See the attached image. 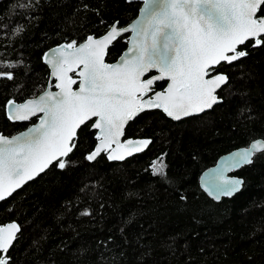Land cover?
<instances>
[{"label": "trees", "instance_id": "1", "mask_svg": "<svg viewBox=\"0 0 264 264\" xmlns=\"http://www.w3.org/2000/svg\"><path fill=\"white\" fill-rule=\"evenodd\" d=\"M140 6L127 0H0V71L13 75L0 77V132L13 135L36 121L11 122L5 104L46 88L47 49L100 36L115 22L126 26ZM127 37L116 39L107 61L126 49ZM240 49L248 55L218 68L229 81L219 91L223 101L211 110L180 121L159 110L140 114L126 136L152 143L121 162L105 154L86 159L97 141L88 122L65 168L51 165L0 202V223L21 226L7 254L10 264H264V152L236 172L244 185L233 197L216 202L199 185L201 172L220 155L264 138V45L249 40ZM161 157L166 175H155L151 166Z\"/></svg>", "mask_w": 264, "mask_h": 264}, {"label": "snow or ice", "instance_id": "2", "mask_svg": "<svg viewBox=\"0 0 264 264\" xmlns=\"http://www.w3.org/2000/svg\"><path fill=\"white\" fill-rule=\"evenodd\" d=\"M143 19L133 27L136 37L121 61L107 64L108 45L119 35L115 26L102 38L89 36L77 46L73 41L57 49L48 60L52 75L60 81L58 92L46 91L38 99L21 105L9 101L13 120H27L43 113L40 123L27 133L11 139L0 134V200H5L26 182L43 173L50 165L63 169L65 157L76 147L74 142L81 125L96 117L94 127L100 130V144L86 159L94 160L102 151L117 145L111 160L124 159L125 153L142 151L150 141H128L120 144L124 124L145 107L162 109L167 116L181 117L200 113L216 104V91L229 77L217 71L221 63L231 64L248 55L238 46L254 40L264 45V0H144ZM120 31H129L121 29ZM82 66L77 83L68 73ZM12 68L15 65H7ZM152 69L159 75L144 78ZM0 77L13 79L11 72L0 71ZM170 80L164 91L154 93L157 81ZM264 152V141L237 153L232 165L252 163L255 152ZM155 175H166L165 165L153 162ZM220 195L238 191L241 180L223 181ZM183 199V197H182ZM20 226H0V264H10L6 254L17 239Z\"/></svg>", "mask_w": 264, "mask_h": 264}, {"label": "water", "instance_id": "3", "mask_svg": "<svg viewBox=\"0 0 264 264\" xmlns=\"http://www.w3.org/2000/svg\"><path fill=\"white\" fill-rule=\"evenodd\" d=\"M128 2H139V3H141V6H140V9H139V12H138V14H137V16L129 23V24H127L126 26H122V27H120L119 26V24H118V22H115L112 26H110V28L105 32V33H103L102 35H100V36H96V35H93V34H91V35H89V36H92V37H94V38H97V39H99V38H102L103 36H105L110 30H111V28L113 27V26H115L116 28H117V30H118V32H119V35H117L116 36V38L115 39H113L112 40V42L108 45V48H107V50H106V54H105V57H104V62L105 63H107V64H116V63H119L120 61H121V58L123 57V56H125V54H127L128 52H129V50L131 49V47H132V41H133V39L136 37V32L135 31H132V29H133V27H135L136 25H138L139 24V22L143 19V16H142V10H143V8H144V0H127ZM125 28H127V29H129V31H120L121 29H125ZM125 34H128V44H127V47H126V49L120 54V56L114 61V62H109V61H107V55H108V51H109V48L114 44V42L116 41V39L117 38H119V37H121V36H123V35H125ZM89 36H87V38L89 37ZM264 35H262L260 38L262 39V37H263ZM87 38L86 39H84L82 42H80L79 44H77V46H79L80 44H83V43H86L87 42ZM251 40V39H250ZM254 41V40H253ZM247 42V41H246ZM245 42V43H246ZM66 44H68V42H62V43H60V44H57V45H54V46H52V47H50L49 49H47L45 52H44V54H43V56H42V61H43V63L48 67V69H49V80H48V84H47V86H46V88L43 90V91H41L39 94H37L36 96H34V97H30V98H27V99H25V100H23V101H16V100H14V99H10V100H8L7 102H6V104H5V112H6V116H7V118L11 121V122H29L31 119H33V118H36V121L34 122V123H32V124H30L27 128H25L24 130H21V131H19V132H17V133H15V134H13V135H7V134H5V133H3V132H0V134H3L4 136H6V137H8V138H12V137H15V136H20V135H22V134H25V133H27L28 132V130L29 129H31V128H34V127H36L37 125H39V123H40V118L43 116V113H39V112H37L35 115H32V116H30L29 117V119H27V120H13V119H10L9 118V116H8V112L11 110V111H15V105H21V104H24V103H26L28 100H32V99H38L41 95H43L44 94V92H46V91H52V92H58L59 91V88H57L56 87V85L57 84H59V80L57 79V77H55V76H53L52 75V72H53V69H52V66H51V64H49L48 63V60L49 59H51V58H53L54 56H56V55H58V53H57V49H59V48H61V46H63V45H66ZM245 45V44H244ZM241 46H243V45H240V46H238V50H241L240 49V47ZM234 62H236V61H234ZM233 63V62H232ZM221 64H223V62L221 63ZM227 64V63H226ZM219 66V65H218ZM218 66H216V68L218 67ZM82 70V66H80V67H78V68H75V70L74 71H72V72H69L68 74L74 79V80H76L77 81V83L76 84H74L72 87H73V90L74 91H78V87H79V83H80V81H81V77L79 76V72ZM150 72H154V74L153 75H151V76H156V75H159L160 73H159V71L157 70V69H152ZM149 72V73H150ZM149 73H147V74H145V77L144 78H148L146 75H148ZM219 73H221V74H225V75H227L228 76V74L226 73V72H219ZM167 82L166 83V85H165V87L162 89V90H158V91H164L166 88H167V86H168V83H170V80H167V79H165V80H161V81H157L156 83H160V82ZM228 81H229V79H228ZM228 81L224 84V85H222L219 89H217V91H216V96H217V103L216 104H214L211 108H208V109H205V111H203V112H200V113H194V114H192V115H190V116H185V117H181V119L180 120H183V119H185V118H188V117H192V116H197V115H201V114H203L204 112H207V111H209V110H211L215 105H217V104H219V103H221L222 101H223V99L219 96V91L228 83ZM156 83L154 84V86L156 85ZM154 86H153V91H154ZM149 92L145 97H144V99L145 100H147V99H149V98H151L152 96H154V93L155 92H158V91H155V92ZM9 101H14L15 102V105L11 108V109H9V107H8V105H9ZM152 110H159V111H161L167 118H169V119H171V120H173V121H180V120H176V119H173L172 117H169V116H167V114L162 110V109H157V108H147V107H145L142 111H139V112H137L131 119H129L125 124H124V127H123V134L121 135V136H119L118 137V140H119V142H120V144H127V142L128 141H142V140H148V141H150V143H148L147 144V146H145L144 148H143V150L142 151H135V150H133L132 151V154L131 155H127L126 153H125V156H124V159H122V160H111V159H109L108 157H109V155L110 154H112V150L113 149H116V147H117V145L115 144V143H112L111 144V146H110V148L108 149V150H106V151H102L94 160H88L89 162H94L99 156H101L102 154H105V156L107 157V159L109 160V161H112V162H121V161H124V160H126V159H128V158H130V157H132V156H134V155H136V154H140V153H143L144 151H146L147 149H148V147L151 145V143H152V138H148V137H132V136H129V137H127L126 136V128H127V126H128V124L131 122V121H133L136 117H138L140 114H142V113H144V112H146V111H152ZM96 117H93L91 120H89V121H87L86 123H88V122H91V129L92 130H94L95 131V138H96V144H95V146H94V148H93V150L91 151V152H89L88 154H87V156L89 155V154H91L93 151H95V149L99 146V144H100V140H99V136H100V130L99 129H96L95 127H94V123H95V121H96ZM85 123V124H86ZM83 125H81V127H82ZM80 127V128H81ZM79 128V129H80ZM79 129L77 130V134H76V137H77V135H78V131H79ZM76 139V138H75ZM257 140H260V141H264V138H256V139H254V140H252L247 146H242V147H239V148H236V149H233V150H231V151H229V152H227V153H224V154H222V155H220L219 157H218V159L216 160V162L213 164V165H211V166H209V167H207L206 169H204L202 172H201V174H200V177H199V185H200V188L212 199V200H214V201H216V202H219V201H221L223 198H231V197H233L234 195H236L238 192H240L241 190H242V188H243V185H244V178L243 177H241V176H239V175H237L236 174V172L237 171H239L243 166H246V165H249V164H242V165H240V166H238V167H234V166H232L234 163H235V161H236V159H237V153H239V152H241V151H243V150H245V149H248V148H250L251 147V145H252V143L253 142H255V141H257ZM75 149V148H74ZM73 149V150H74ZM73 152V151H72ZM71 152V153H72ZM71 153H69V155L71 154ZM257 153H260V151H257V152H255L254 154H253V156H252V162H253V160H254V157H255V155L257 154ZM68 155V156H69ZM67 156V157H68ZM67 157H65L64 159L66 160L67 159ZM53 164H55V163H53ZM251 164V163H250ZM51 167V165L45 170V171H47L49 168ZM44 171V172H45ZM43 172V173H44ZM43 173H40V175L41 174H43ZM40 175H38V176H36L34 179H36L37 177H39ZM33 179V180H34ZM225 179H227V180H241L243 183L241 184V186H240V188H239V190L238 191H236V192H234L233 193V195H231V196H226V195H223V194H221L220 195V199H216L215 198V194H217V193H219L220 192V190L224 187V183H223V181L225 180ZM32 181V180H31ZM28 182H30V181H28ZM28 182H26L25 184H27ZM24 184V185H25ZM23 185V186H24ZM22 186V187H23ZM21 187V188H22ZM20 188V189H21ZM17 190H19V189H17ZM16 190V191H17ZM15 191V192H16ZM14 192V193H15ZM13 193V194H14ZM12 194V195H13ZM10 197V196H9ZM9 197H7V198H9ZM6 198V199H7ZM2 201H4V200H0V202H2ZM11 223H16L17 225H19L20 226V224H19V222H17L16 220H10V221H7V222H5V223H0V226H7L8 224H11ZM20 230H21V226H20ZM20 232V231H19ZM19 232L17 233V236H18V234H19ZM16 241V240H15ZM15 241L13 242V244L15 243ZM11 249V248H10ZM9 249V250H10ZM8 254V253H7ZM6 254V255H7ZM8 256V255H7Z\"/></svg>", "mask_w": 264, "mask_h": 264}, {"label": "flooded vegetation", "instance_id": "4", "mask_svg": "<svg viewBox=\"0 0 264 264\" xmlns=\"http://www.w3.org/2000/svg\"><path fill=\"white\" fill-rule=\"evenodd\" d=\"M221 65H219L218 67H217V71L218 72H223V71H221L220 69H218L219 67H220ZM154 74V72H150L148 75H146L147 77H149V76H151V75H153ZM165 82V81H164ZM166 83L167 82H165V85H166ZM165 87V86H164ZM155 91H157V89L155 88V86H154V91L153 92H155Z\"/></svg>", "mask_w": 264, "mask_h": 264}, {"label": "rangeland", "instance_id": "5", "mask_svg": "<svg viewBox=\"0 0 264 264\" xmlns=\"http://www.w3.org/2000/svg\"><path fill=\"white\" fill-rule=\"evenodd\" d=\"M154 162H157V163H160V162H162L164 165H165V161H164V158H158V159H156ZM166 166V165H165ZM165 170V169H164ZM154 171V170H153Z\"/></svg>", "mask_w": 264, "mask_h": 264}]
</instances>
